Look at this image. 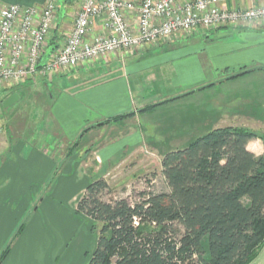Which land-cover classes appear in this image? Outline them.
<instances>
[{
    "label": "crops",
    "instance_id": "1",
    "mask_svg": "<svg viewBox=\"0 0 264 264\" xmlns=\"http://www.w3.org/2000/svg\"><path fill=\"white\" fill-rule=\"evenodd\" d=\"M44 1L0 0V8L10 4L22 7L40 6ZM81 1L58 0L56 21L43 44L41 63L46 62L65 42L74 26ZM219 5L226 9H244L264 5V0H220ZM135 19L134 13H127L129 23L133 24ZM107 33L108 30L102 25V16H96L90 23L86 40L95 41ZM107 71L113 76L107 77ZM27 81L41 86L43 92L39 94L35 92L39 97L51 101L58 96L54 104L60 103L58 113L70 128L80 126L84 119L89 120L88 118L95 113L94 119L87 121L80 128L82 130L80 138L83 135H90L85 150L89 152L90 160L87 161L96 172H99L106 166L108 150L102 147L108 146L109 143L116 144L121 135L136 134L133 125L135 120H138V125L144 133V126L140 124L142 116L152 115L156 109L171 110L165 118L167 128L177 129L181 133L198 127L205 130L202 132L204 133L213 127L227 126L222 125L226 124L224 122L215 121L218 119L212 121V116H215L217 111L213 110L211 101L203 107L195 104L201 98L205 101L207 96L200 95L211 88L219 89L220 111L221 104L227 102L225 95L228 93L225 92L227 88L234 91L236 102H264V21L234 26L197 27L190 33L179 32L147 48L128 53L113 52L104 58L86 62L75 68H62L48 78L38 81L26 80L22 83ZM211 83L213 84L207 87ZM51 86L57 87L55 90L60 92L55 98L54 92L49 88ZM1 91L7 93L5 90ZM39 97L37 101L30 103L33 105L31 112L33 116L37 115V107L44 104ZM17 98L8 101L5 106L13 104ZM170 98L175 99L161 103ZM154 104L159 105L153 106ZM72 110L77 114L73 115ZM127 113L132 114L118 121L96 125L113 116ZM223 114L226 116V113ZM223 114L219 115V118ZM47 120L54 123L56 121L60 127L55 113H50ZM89 126L92 127L85 130ZM36 133L43 134L42 130H36ZM107 133L109 139L103 140ZM130 139V147L128 142L123 141L124 147L127 146L126 151L146 146L145 139V141H140L137 137ZM65 140H68L67 136ZM72 143L70 153L79 147V140ZM68 145V142H64L51 152L50 146L0 142V249L10 231L29 211L53 167L59 160L67 162L70 154H64ZM247 148L255 155L263 154V139L257 137L249 140ZM128 157L130 158V155L127 154L125 158ZM75 175L76 173L63 178L65 181L62 179L66 184L76 185L77 193L73 191V197L79 192L82 193L86 183L83 180L78 181ZM102 176L105 177L104 174ZM31 184H35L33 188ZM61 189L66 192L64 185L60 184L57 193L65 196L60 192ZM45 199L40 202L41 206L26 223L1 264H12L14 261L19 264L26 261L31 264H45L47 248L51 247L55 253L61 250L68 222L73 214L61 205L46 203ZM67 256L55 264H65ZM249 264H264V243Z\"/></svg>",
    "mask_w": 264,
    "mask_h": 264
},
{
    "label": "trees",
    "instance_id": "2",
    "mask_svg": "<svg viewBox=\"0 0 264 264\" xmlns=\"http://www.w3.org/2000/svg\"><path fill=\"white\" fill-rule=\"evenodd\" d=\"M13 93L21 97L18 87ZM257 137L264 143V135L247 127H213L166 151V189L141 191L132 202L105 201L110 187L103 176L88 182L75 206L97 232L86 264H249L264 243V153L247 148Z\"/></svg>",
    "mask_w": 264,
    "mask_h": 264
},
{
    "label": "rangeland",
    "instance_id": "3",
    "mask_svg": "<svg viewBox=\"0 0 264 264\" xmlns=\"http://www.w3.org/2000/svg\"><path fill=\"white\" fill-rule=\"evenodd\" d=\"M82 2L83 0L81 1V5ZM111 76L113 75H110V73L107 74V77ZM210 86L208 85L207 87ZM16 87H18L21 97H18L17 101H15L13 104L5 106L6 100L9 98L10 94L13 93ZM49 88H51V92H54V98L58 93H60L59 91L55 90L57 87L54 88L51 86ZM1 90H5L7 93L5 94L4 91ZM35 92H38V94L39 92H43L41 86L32 84L28 81L27 83L21 82L20 84L12 86L11 88L0 85V142H9L13 145L20 142L25 146H29L31 144H36L41 147L50 146L51 152L55 150L57 145L68 142V149L65 151L66 153L64 152V155H70L66 163H63L62 160H59V163L53 167L52 173L46 178V183L40 190L39 194L35 196L34 202L29 208V211L10 231L5 243L0 249V255L8 245L10 247L13 246L18 236L22 232L21 231L19 234H16L20 224L24 223L23 226L25 227L26 223L32 218L35 210L41 206L40 202L46 198V203L61 205L63 208H66L70 213H72L73 217H71L68 222V230L66 237L62 242L61 250L58 253H55L51 247L46 249L48 252L46 256L47 262L45 264H55L56 261L63 258L65 255H68L67 262L65 264H86V252L90 253L94 248L97 240V232L91 231V222L88 217L75 212L76 201L79 197L78 195H80L81 192L73 197L74 193H77V191L75 192L76 185L73 184L72 186L66 184L64 182L65 177L72 176L74 173H76L77 176H75L77 180L85 181L86 185L88 182L101 177L104 174V178L108 182L110 190L104 192L103 199L105 201H112L117 198H126L129 202H132L137 199L138 193L141 191H159L166 189L164 177L161 173L162 155L166 151L185 146L197 136L202 134V132L205 130L196 127L190 131L180 133L177 129L167 128L168 126L166 124L165 118L166 114H169L168 112L171 110L169 111L167 108L156 109L152 115L147 114L146 116H142V123L140 124L144 126V133H142V130L138 125V120H135L133 125L135 126L136 134L132 133L121 135V137L116 140V144L109 143L108 146L105 144L106 146L102 147L103 149H108L106 150V166L100 169L99 172H96L93 166L87 161L90 160L89 152L85 151L87 138L90 135H83L80 138L82 133L80 128H82V125H85L87 121H92L94 119L95 113L94 116L88 118L89 120L84 119L80 126H74L73 128H70V126H68V124H66V122L63 120L60 113H58V104L60 105V103L54 104L56 100H58V96L55 98V100L49 101L43 97H39V95ZM225 92H228L225 94L227 96V102H223L221 104V111L219 109L220 97L218 87L211 88L209 91H206L203 94L201 93L202 95L200 96H207L205 101L202 100L203 98H201L197 102L195 101V104L196 106L200 105V107H203L204 104L208 105V101H211L213 110L217 111V113L214 114L215 116H212V121L218 119L215 121L226 123L222 125L245 126L249 129H254L258 133H261V135H264V102H236L235 93L233 90H231V88H227ZM196 93H198V91ZM37 97H39V100L44 102V104H40L39 107H37V115L33 116V114H31L33 111V105L30 103L37 101ZM64 109H66V107H64ZM50 113H55L58 116L57 122L60 123V127H58L56 121L54 123L52 120H47V116H49ZM61 113L65 116L63 111H61ZM71 113L74 115L76 112L72 110ZM223 113H226V116ZM221 114L223 115L221 118H219V115ZM87 116L89 117L88 113ZM255 116L258 118H255ZM81 119L82 118L80 117L79 122H81ZM36 130H42L43 134L36 133ZM66 136L69 141L65 140ZM109 137L110 136H108L107 133L105 134L103 140H108ZM134 137H137V139L140 141L146 140V146L143 145V147L138 148V150L134 149L131 151H126L125 148H127V146L124 147L123 141L128 142L130 147V138ZM78 140L79 147H76L70 153L69 149L73 144L72 142H76ZM127 154L130 155V158H125ZM122 157L125 159L123 160ZM61 181L63 183H61ZM60 184L62 186L64 185L66 189V192L62 191V189L60 190V192L65 194V196L57 193V188L60 186ZM34 185L35 184H31V187L33 188ZM67 186L68 188L70 186V188L68 189ZM12 264L19 263L14 261ZM23 264L31 263L26 261Z\"/></svg>",
    "mask_w": 264,
    "mask_h": 264
},
{
    "label": "built area",
    "instance_id": "4",
    "mask_svg": "<svg viewBox=\"0 0 264 264\" xmlns=\"http://www.w3.org/2000/svg\"><path fill=\"white\" fill-rule=\"evenodd\" d=\"M57 2L0 8V85L11 88L28 79H45L62 68H75L113 52L143 49L197 27L264 21V5L226 9L220 0H83L65 42L41 63L43 44L56 21ZM130 12L135 14L133 24L127 20ZM96 16H102L108 33L95 41L86 40Z\"/></svg>",
    "mask_w": 264,
    "mask_h": 264
},
{
    "label": "water",
    "instance_id": "5",
    "mask_svg": "<svg viewBox=\"0 0 264 264\" xmlns=\"http://www.w3.org/2000/svg\"><path fill=\"white\" fill-rule=\"evenodd\" d=\"M18 96L15 93H12L9 98L6 100L5 105L8 101H12L13 99L17 98Z\"/></svg>",
    "mask_w": 264,
    "mask_h": 264
}]
</instances>
